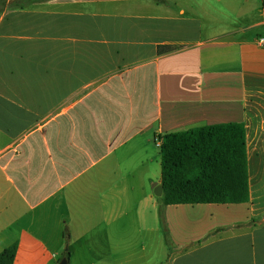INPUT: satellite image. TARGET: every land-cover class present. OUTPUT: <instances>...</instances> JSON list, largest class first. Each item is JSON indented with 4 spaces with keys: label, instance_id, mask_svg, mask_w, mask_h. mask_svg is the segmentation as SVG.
<instances>
[{
    "label": "crops",
    "instance_id": "0c3cea01",
    "mask_svg": "<svg viewBox=\"0 0 264 264\" xmlns=\"http://www.w3.org/2000/svg\"><path fill=\"white\" fill-rule=\"evenodd\" d=\"M261 34L264 0H0V251L16 241L14 264L19 236L42 237L65 206L92 244L106 228L121 250L110 230L126 222L163 241L119 261L264 264ZM236 122L248 199L159 203L163 136Z\"/></svg>",
    "mask_w": 264,
    "mask_h": 264
},
{
    "label": "trees",
    "instance_id": "16d2710c",
    "mask_svg": "<svg viewBox=\"0 0 264 264\" xmlns=\"http://www.w3.org/2000/svg\"><path fill=\"white\" fill-rule=\"evenodd\" d=\"M38 0H29V3ZM177 46L160 45L158 53ZM162 204L237 203L248 199L245 128L221 123L167 133L160 145ZM14 241L0 251L13 264Z\"/></svg>",
    "mask_w": 264,
    "mask_h": 264
},
{
    "label": "rangeland",
    "instance_id": "374dc122",
    "mask_svg": "<svg viewBox=\"0 0 264 264\" xmlns=\"http://www.w3.org/2000/svg\"><path fill=\"white\" fill-rule=\"evenodd\" d=\"M53 31V30H52ZM76 33V31H74ZM48 33H54L48 32ZM81 37V36H76ZM126 35L112 36V40H128ZM160 175V167L158 168ZM86 183L81 184L85 194ZM64 189V196L66 194ZM54 197H48V201ZM78 212V213H77ZM85 213V212H84ZM78 210H72L64 206L62 212L54 214L49 222V210L45 229L41 230L42 237L37 239L28 238L19 234L21 239L20 249L14 264H127L128 262L119 261L118 253L123 252L127 255L147 254L148 258L160 255L163 241L158 243V236L149 232L148 235L140 236L137 228L126 222V227L122 226L123 233L117 234V230H110V239H125L121 242V250L118 245L105 244L102 239L105 230L101 229L100 239L97 244H92L88 238L97 237L96 229H90L87 224L86 215ZM56 219L54 220V218ZM159 221V219H158ZM123 225V223H122ZM138 227L141 222L137 220ZM14 232V230H12ZM41 239H45V245L41 244ZM138 262L129 261L128 264ZM151 263V262H150ZM155 264L154 260L152 262Z\"/></svg>",
    "mask_w": 264,
    "mask_h": 264
},
{
    "label": "water",
    "instance_id": "95a60500",
    "mask_svg": "<svg viewBox=\"0 0 264 264\" xmlns=\"http://www.w3.org/2000/svg\"><path fill=\"white\" fill-rule=\"evenodd\" d=\"M153 192L157 196L158 202H162V185L161 184H154L153 186Z\"/></svg>",
    "mask_w": 264,
    "mask_h": 264
},
{
    "label": "built area",
    "instance_id": "2783aa9c",
    "mask_svg": "<svg viewBox=\"0 0 264 264\" xmlns=\"http://www.w3.org/2000/svg\"><path fill=\"white\" fill-rule=\"evenodd\" d=\"M255 44H256L258 47L264 49V34H261V35H259V36L256 37ZM155 141H156V143L159 144L160 139H159V138H155Z\"/></svg>",
    "mask_w": 264,
    "mask_h": 264
}]
</instances>
